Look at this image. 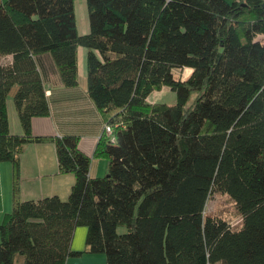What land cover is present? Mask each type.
<instances>
[{
	"label": "trees",
	"instance_id": "obj_1",
	"mask_svg": "<svg viewBox=\"0 0 264 264\" xmlns=\"http://www.w3.org/2000/svg\"><path fill=\"white\" fill-rule=\"evenodd\" d=\"M75 1L0 2V161L13 167L0 264H67L83 253L107 264H264V0H86V34ZM81 46L89 95L115 135L104 127L97 143L94 157L108 161L98 177L78 135L32 130L51 114L34 56L50 52L73 87ZM185 68L189 77L175 75ZM164 87L175 103L149 100ZM12 92L22 134L10 127ZM32 142L53 143L59 172L75 175L66 200L21 199ZM215 191L236 202L241 228L205 215ZM78 226L88 229L84 251L73 249Z\"/></svg>",
	"mask_w": 264,
	"mask_h": 264
},
{
	"label": "crops",
	"instance_id": "obj_2",
	"mask_svg": "<svg viewBox=\"0 0 264 264\" xmlns=\"http://www.w3.org/2000/svg\"><path fill=\"white\" fill-rule=\"evenodd\" d=\"M2 1L5 0H0V2ZM75 11L79 33H88L90 24L87 1L76 0ZM87 54L88 48L79 47V84L73 87H67L63 84L58 66L50 52L34 56L51 106V114L34 117L32 130L35 135H78L80 148L92 157L90 176L98 177L108 173L107 159L94 157L97 143L102 137L108 121L88 92ZM2 62L12 64L13 55L3 57ZM13 92L7 100L10 127L13 133L22 134L23 128L14 104ZM74 182V174L59 172V162L53 143L32 142L25 146L20 165L19 194L22 200L41 199L53 195H58L66 200ZM12 207V163L0 161V223L5 214L12 210ZM87 232L86 226L77 227L73 239V249L77 251L86 249ZM67 264H107V259L104 255L83 253L81 256L69 257Z\"/></svg>",
	"mask_w": 264,
	"mask_h": 264
},
{
	"label": "rangeland",
	"instance_id": "obj_3",
	"mask_svg": "<svg viewBox=\"0 0 264 264\" xmlns=\"http://www.w3.org/2000/svg\"><path fill=\"white\" fill-rule=\"evenodd\" d=\"M261 38L264 39V37ZM174 72L177 77L186 79L187 77H189L191 73V69L190 70L189 68L175 69ZM149 100L173 104L177 101V96L176 93L172 91L169 87H165L162 90H157L153 92L150 95ZM192 101L193 99H191L188 104H190ZM204 213L207 216L211 215L225 219L234 228H241L243 224V217L239 209L237 208L236 202L226 193H221L217 191L213 192L207 201ZM125 230L126 227H120L121 232ZM218 264H222V263H218Z\"/></svg>",
	"mask_w": 264,
	"mask_h": 264
},
{
	"label": "built area",
	"instance_id": "obj_4",
	"mask_svg": "<svg viewBox=\"0 0 264 264\" xmlns=\"http://www.w3.org/2000/svg\"><path fill=\"white\" fill-rule=\"evenodd\" d=\"M105 135L110 138V140H112L113 142L115 141L113 127L109 124L105 125Z\"/></svg>",
	"mask_w": 264,
	"mask_h": 264
}]
</instances>
